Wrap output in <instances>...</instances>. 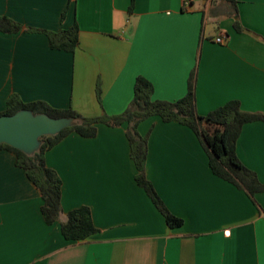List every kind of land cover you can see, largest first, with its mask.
<instances>
[{"label":"crops","instance_id":"obj_1","mask_svg":"<svg viewBox=\"0 0 264 264\" xmlns=\"http://www.w3.org/2000/svg\"><path fill=\"white\" fill-rule=\"evenodd\" d=\"M0 16L22 26L0 30V112L17 93L86 116L119 115L138 76L153 99L175 101L195 69L199 114L230 100L264 113V0H0ZM74 25L73 52L52 48L41 31ZM127 128L101 123L96 136L71 132L46 152L62 179L53 223L16 154L0 148V264H264V189L252 199L214 174L189 126L146 118L137 129L148 137L147 178L183 218L171 227L136 180ZM236 152L264 185V121L243 125ZM80 206L98 232L67 240L60 221Z\"/></svg>","mask_w":264,"mask_h":264},{"label":"trees","instance_id":"obj_2","mask_svg":"<svg viewBox=\"0 0 264 264\" xmlns=\"http://www.w3.org/2000/svg\"><path fill=\"white\" fill-rule=\"evenodd\" d=\"M235 26L238 29L241 27L239 22H235ZM21 27L18 22L0 16L1 31L16 32ZM41 31L49 36L52 48L73 52L79 45L77 25L60 31ZM195 81L194 69L183 97L175 101L155 100L152 97V83L147 78L138 76L133 99L129 107L119 115L105 113L99 116H86L72 108L66 110L54 108L41 100L26 103L17 93H13L7 100L6 110L0 112V115L13 114L22 108H28L35 113L44 112L54 117L73 116L76 124L62 129L58 134L43 135L40 138L42 141L40 148L33 154H27L6 143H1L0 148L11 150L16 154V164L25 170L27 177L41 192L42 213L46 222L53 223L60 219L62 211V179L54 168L47 165L46 152L71 132L84 137H93L97 135L98 125L101 123L117 126L127 122L131 157L137 168L136 180L165 216L169 226L178 227L183 224V218L167 208L146 175L148 137L142 136L137 129L139 122L146 118L159 116L165 122L175 120L189 126L205 148L214 174L244 189L252 199L257 192L264 189L256 173L241 162L236 152V142L243 125L255 120L264 121V113L245 111L238 100H230L208 114L201 115L197 111ZM60 223L62 234L67 240H85L98 232L88 206L70 210L66 219Z\"/></svg>","mask_w":264,"mask_h":264},{"label":"water","instance_id":"obj_3","mask_svg":"<svg viewBox=\"0 0 264 264\" xmlns=\"http://www.w3.org/2000/svg\"><path fill=\"white\" fill-rule=\"evenodd\" d=\"M74 124L76 119L73 116L54 117L22 108L13 114L0 115V144L6 143L27 154H33L40 148L43 135L58 134Z\"/></svg>","mask_w":264,"mask_h":264},{"label":"built area","instance_id":"obj_4","mask_svg":"<svg viewBox=\"0 0 264 264\" xmlns=\"http://www.w3.org/2000/svg\"><path fill=\"white\" fill-rule=\"evenodd\" d=\"M215 40L218 43H224L225 42V36H223V35L219 36V37L215 38ZM227 233H228V231H227Z\"/></svg>","mask_w":264,"mask_h":264}]
</instances>
